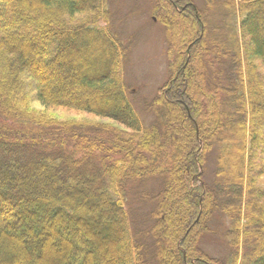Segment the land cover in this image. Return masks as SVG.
Listing matches in <instances>:
<instances>
[{"label":"trees","instance_id":"trees-1","mask_svg":"<svg viewBox=\"0 0 264 264\" xmlns=\"http://www.w3.org/2000/svg\"><path fill=\"white\" fill-rule=\"evenodd\" d=\"M113 1L0 0V264H264V0H152L146 103Z\"/></svg>","mask_w":264,"mask_h":264},{"label":"rangeland","instance_id":"rangeland-1","mask_svg":"<svg viewBox=\"0 0 264 264\" xmlns=\"http://www.w3.org/2000/svg\"><path fill=\"white\" fill-rule=\"evenodd\" d=\"M115 2L117 3L114 4L113 1L114 9L112 8L114 11L112 29L117 32L128 49V55L124 61L123 77L130 87V95L138 94L139 100L146 103L155 96L156 90L164 83L170 73L168 68L170 59L168 58L165 32L157 17L151 13L152 0H116ZM99 25L105 26L106 24L101 21ZM137 109L144 121L147 124L150 123L151 114L143 106L138 105ZM32 111L45 114V117L56 120L88 122L99 120L92 114L75 110L42 109L36 103L33 104ZM239 142L240 139H232L227 145ZM259 164L264 167L263 163L259 162ZM202 240L203 246L213 255L223 249L221 243L212 241L209 234Z\"/></svg>","mask_w":264,"mask_h":264}]
</instances>
